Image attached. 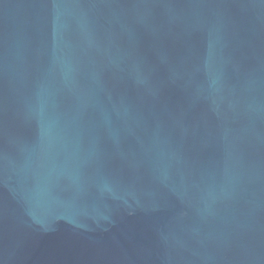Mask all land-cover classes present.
Masks as SVG:
<instances>
[{
    "label": "water",
    "instance_id": "obj_1",
    "mask_svg": "<svg viewBox=\"0 0 264 264\" xmlns=\"http://www.w3.org/2000/svg\"><path fill=\"white\" fill-rule=\"evenodd\" d=\"M0 264H264V0H0Z\"/></svg>",
    "mask_w": 264,
    "mask_h": 264
}]
</instances>
